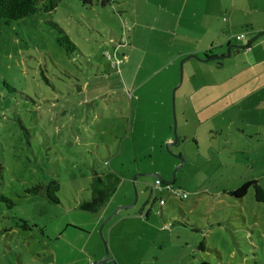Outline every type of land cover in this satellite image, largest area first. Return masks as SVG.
<instances>
[{"label": "rangeland", "instance_id": "rangeland-1", "mask_svg": "<svg viewBox=\"0 0 264 264\" xmlns=\"http://www.w3.org/2000/svg\"><path fill=\"white\" fill-rule=\"evenodd\" d=\"M101 2L0 20V264H264V201L229 195L264 194V0ZM210 39L232 52L177 55Z\"/></svg>", "mask_w": 264, "mask_h": 264}, {"label": "trees", "instance_id": "trees-1", "mask_svg": "<svg viewBox=\"0 0 264 264\" xmlns=\"http://www.w3.org/2000/svg\"><path fill=\"white\" fill-rule=\"evenodd\" d=\"M61 0H0V20L5 21L8 24L11 21L21 20L26 17L39 16L50 13L55 10ZM82 5H91L92 0H77ZM108 3V0H102L101 4L104 6ZM58 33L56 38L57 44L62 47L67 54L76 51L75 46L70 42L67 35L56 25H53ZM259 35H264L260 33ZM250 42L247 43L244 48L249 47ZM204 58L209 57L204 54ZM3 85L7 90L11 88L3 82ZM93 181L91 183V196L88 201H82L78 204V209L83 212L95 213L101 207H103L115 193L116 188L119 185V178L113 173L94 174ZM252 186L255 191L256 202L264 201V194L258 187L257 183L253 180L243 183L238 189L229 193L234 198H242L246 194V190ZM59 184L55 181H50L46 184H38L30 189H27L26 193L31 195H40L47 203L57 205L59 199L57 194L59 193ZM0 200L7 202L8 200L0 196ZM26 228H28L25 221H22ZM199 248H202V244H199ZM201 264H209L202 262Z\"/></svg>", "mask_w": 264, "mask_h": 264}, {"label": "crops", "instance_id": "crops-1", "mask_svg": "<svg viewBox=\"0 0 264 264\" xmlns=\"http://www.w3.org/2000/svg\"><path fill=\"white\" fill-rule=\"evenodd\" d=\"M175 28L172 31L174 34L170 38V41L171 42H175V41L177 42L178 41V35H177V33H180L182 31V28H179L177 26ZM184 31H187V30H184ZM206 33H211V32L209 30H206L205 34ZM184 43H185V48H187L188 46H190V49H187L186 51L181 52L180 54H177L179 57H181V56L183 57V56H187L188 55V56H194L197 59H202V60L205 59L204 58V54H206L209 58L210 57H220V56H222L223 55V51H220V50H222L225 46H229V44L230 45L232 44L231 39H229V40L226 39L223 42H220L216 46L214 45L213 39H210L209 41H207V43L205 45L203 43L199 47L196 46V43H190V44L187 43L186 40L184 41ZM232 48H233V46H231L229 48V53L232 52V50H230ZM188 59H193V57H190ZM223 59H224V57L221 58V59H219V60L218 59H216V60L211 59V60H207L205 62L208 63L209 61H221ZM186 60L182 63L183 65H185Z\"/></svg>", "mask_w": 264, "mask_h": 264}, {"label": "water", "instance_id": "water-1", "mask_svg": "<svg viewBox=\"0 0 264 264\" xmlns=\"http://www.w3.org/2000/svg\"><path fill=\"white\" fill-rule=\"evenodd\" d=\"M227 56H229V51H227V54H226V57ZM190 57H193V56H188V57H186V59H188V58H190ZM224 57V56H223ZM223 57H210V58H208V59H204V61H207V60H211V59H213V60H216V59H221V58H223ZM174 133H175V130H174ZM177 142V138H176V136H174V141H173V143L175 144ZM182 163H183V161H182ZM102 261L103 262H105L106 261V255L104 256V258L102 259Z\"/></svg>", "mask_w": 264, "mask_h": 264}, {"label": "built area", "instance_id": "built-area-1", "mask_svg": "<svg viewBox=\"0 0 264 264\" xmlns=\"http://www.w3.org/2000/svg\"><path fill=\"white\" fill-rule=\"evenodd\" d=\"M243 37H244V35H239V36H236L235 39H236L237 41H239V40H241ZM158 183H159V182L156 181V184H158ZM181 197H182V198H186V195L182 194ZM159 203L162 204V201H159Z\"/></svg>", "mask_w": 264, "mask_h": 264}]
</instances>
